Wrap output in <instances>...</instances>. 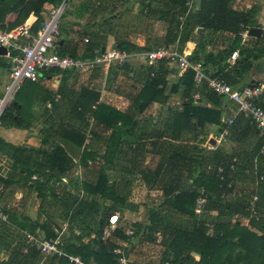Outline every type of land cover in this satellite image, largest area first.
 Instances as JSON below:
<instances>
[{
  "label": "crops",
  "instance_id": "obj_1",
  "mask_svg": "<svg viewBox=\"0 0 264 264\" xmlns=\"http://www.w3.org/2000/svg\"><path fill=\"white\" fill-rule=\"evenodd\" d=\"M187 3L188 0L180 11L173 0H83L81 3L73 0L69 8L66 5L68 10L60 21V36L56 41L55 52L81 57L90 48L93 58L102 52L117 50V41L128 42L144 51L134 52L136 57L122 68L111 64L96 65L91 70L79 72L59 69L41 71L38 80L23 81L12 92L0 120V211L7 216L6 221L0 219V264H56L57 257H43L28 247L26 236L45 239L46 234L50 235L51 229L57 227L61 233L62 249L63 245L72 243L77 237L87 243L93 239L100 220L109 210L119 215V223L125 222L133 227L147 226V210H166L160 204L163 192L168 187L178 191L195 188L191 177L177 179L178 174L173 175L168 168V158L180 142L154 137L155 133L164 132L168 119L170 124L174 116L183 113V105L194 91L193 87L184 83L177 86L178 79L185 74L179 75L175 67L165 65L168 74L163 77L165 84L158 87L162 93L157 100L141 112L133 100L148 79L147 67H157L159 64L149 65L146 53L156 46L165 45L164 38L156 40L148 36L143 23L149 20L155 23L154 26L163 37L170 32L177 34L178 39L171 47L185 54L188 60H191L195 48L199 47L198 59L206 64L207 73L214 75L218 72L215 61L205 60L208 55L217 56L233 45L237 34L230 30L203 27L200 19L208 18V14H201V1L194 2L190 11ZM228 3L231 11L244 13L259 25L254 27L262 31L259 38L264 35V0H229ZM50 8L45 6L43 20ZM90 15L93 22L88 25L92 20L89 19ZM179 18H182V22H179ZM16 19V13L8 15L4 26L14 23ZM35 21L36 17L30 14L23 22L30 26L31 35H34L31 26ZM82 30L89 36L90 40L85 38L88 46L83 42L84 39L81 41L79 32ZM245 31L249 30L238 33L241 44L253 50V53H256V49L261 50L263 42L256 41L259 38L249 35L247 39L242 38L241 33ZM23 42V39L19 41L20 44ZM9 54L17 55L11 51ZM240 60L237 58L232 63L227 59L228 68L224 71L232 69L227 78L230 83H236L232 87L227 85L233 90L262 87L259 104L264 107V54L257 61L251 60V69L248 71L241 72L239 64L238 68L233 69ZM10 68L7 54L0 56L1 96L8 92L12 83ZM57 94L61 95L59 101H55ZM195 95L198 100L194 98ZM195 95V105L216 108L211 96H201L200 92ZM16 97L26 109L24 114L27 119L23 121L24 124L29 121L27 128L17 127L12 120V116L17 117L14 108ZM224 98L221 121L225 128L222 133L217 131L216 126L206 124L199 127L193 123L190 132H182V136L188 135L192 139L185 144V149L186 155L191 157L196 166L193 177L199 173L210 174L214 163L212 152L220 151L237 156L242 168L251 165L249 172L238 170L235 188L245 194L259 190L260 194L264 185H254L250 181L254 182L258 177L251 172L254 167L258 175L261 174L259 168L264 171L263 161L259 163V168L256 161L258 156L264 154V133L257 129L251 119L237 113L236 103ZM87 99L94 101L87 103ZM97 104L113 108L137 123L118 145L116 153L108 157V165L105 164L104 156L110 131L101 132L97 127L99 135L93 147L92 144L89 146L91 148L84 147L85 132L92 128L93 122L90 108H95ZM228 119L233 120L231 125L226 124ZM68 131L83 136L81 146L68 140ZM212 140L214 145L210 143ZM57 147H60L63 159L53 163L44 153L49 155ZM86 150L93 156L85 158L86 165H83ZM104 165L107 169L106 183L111 188L107 200L85 188L86 184L96 187ZM150 198L154 200L150 202ZM234 199H229V202ZM83 204L87 207L83 208ZM236 214L241 218L238 222L240 225L251 227L249 219L236 210L230 216L220 215L216 221L227 220L233 224ZM148 241L146 236L134 237L133 243L122 249L128 264L151 263L153 251ZM121 242L124 241L120 240L117 248Z\"/></svg>",
  "mask_w": 264,
  "mask_h": 264
},
{
  "label": "trees",
  "instance_id": "obj_2",
  "mask_svg": "<svg viewBox=\"0 0 264 264\" xmlns=\"http://www.w3.org/2000/svg\"><path fill=\"white\" fill-rule=\"evenodd\" d=\"M61 1L62 0H0V30L9 32L19 27V25L21 26L27 17L32 14L36 17V21L31 26V30L33 31L31 33L35 35L43 24L42 13L45 6H58ZM186 2L187 0H173V3L179 7V11L185 7ZM228 2L229 0H203L200 3L201 14H208L206 15L208 18L200 19L201 23L204 24L202 25L203 27L205 26L212 30H230L237 34L233 45L228 49L222 51L217 56L208 55L206 58L205 62L215 61L219 67L218 72L214 75H209L207 73L205 70L206 64L204 65V63L200 62V59H198L199 47H196L193 51L190 62L192 64L201 63L204 74L209 79H217L232 87L235 86L236 83H230L227 78V75L230 74L232 69L229 70V72L227 70L224 71L228 68L227 59L233 52L237 51L238 58L241 60L234 65L233 69L238 68L239 64L241 72L250 70L251 60L257 61L264 54V35L256 39L257 42H263V48L261 50L256 49L254 50L256 53H253V50L244 47V45L241 44V37L238 33L241 30L259 27V25H257L255 21H252L248 15L240 11H231L228 7ZM12 13L17 14V19L14 23L5 27L6 18ZM164 39L165 45L162 46L169 47V45H174L178 37L176 33L173 34L170 32L164 36ZM85 45L88 46L87 43ZM158 47L161 46H156L154 48ZM116 49L126 53L144 51V49L125 41H117ZM90 51V48H88L81 57L73 56L72 58H79L82 60L89 59L93 56ZM57 54L64 56L59 53ZM158 63L157 67H147L149 73L148 79L145 80L142 89L133 98L140 112L151 102L157 100L162 93L158 87L165 84L163 77L168 74L165 67L167 64L164 61H159ZM176 72L178 74L177 70ZM184 74L185 75H182L178 79L177 86L184 83L187 84V86L193 87L194 91L189 95L190 99H186L183 105V113L174 116L170 124L168 119L167 127L164 132L155 133L154 137H165L168 140L180 142L173 151V155H170L168 158V168L173 175L176 173L178 174L177 179L183 176L191 177L195 188L189 191H178L168 187L163 192L162 202L160 204V206L166 208V210H163V212L159 210L155 211V209L147 210L149 221L148 225L146 224L147 226L133 227L125 222L118 223L117 228L112 232L108 240L104 242L102 240L103 228L107 224L108 218L114 214V210H109L104 218L100 220L99 227L95 231L93 239L89 240L87 243H83L81 239L77 237L72 243L66 246L63 245V249L60 246L66 255L79 257L84 264H119L117 261L118 257L114 254V250L117 248V244L120 240H127L125 236L126 229L128 227H133L134 237L139 236L140 238L141 236H146L147 239L149 233L150 236H154V233L160 230L163 235V243L161 246L165 248L163 255L171 260V264H264V194L262 195L264 189L260 191V194L259 190L257 191L258 202L256 208L261 215L260 223L249 220L251 222V227L248 228L240 225L238 222L232 224L227 220L221 222L216 221V218L220 217V215L222 217L230 216L235 210L237 213L247 216L248 213L246 212V208L251 192L246 194L242 193L241 197L230 202L229 199L231 198H223L222 193H231V191L227 189V184L232 181H237V176L242 169H244L243 172L245 170V172H249L251 165L242 168V164L237 156L215 151L212 152L214 163L210 168L211 173L208 175H201L199 173L196 177H193L196 166L192 163L191 157L186 155L187 150L185 149V144L192 139L188 138V135H185V137L182 136V132L184 130L190 132L192 128L191 123H193L199 127H203L206 124L216 126L218 128L217 131L222 133L225 127L223 125L224 123L221 121V110L225 105V96L222 97L214 94L208 89L206 82L196 85L194 81V72L192 70ZM198 86H200V89H197ZM197 92H200L201 96H211L217 109H208L195 105L193 96ZM92 101H94V99H87V103H91ZM15 102H17L14 106L17 117L15 118L12 116V120L17 127L27 128L29 121L27 120L25 124L23 121L27 119L24 114L26 109L23 107L22 101L18 100V97L15 98ZM89 113L91 119H93L91 128L93 136L91 147H93L95 139L99 135L97 127L100 128L101 132L110 131L109 137L106 139L107 149L104 156L105 164L108 165V157L110 158L116 153L118 145L125 136L132 132V128L137 125V123H135L131 117H127L117 110L102 104H97L95 108H90ZM151 134L153 133H149L148 135ZM81 136L73 131H68L67 133L68 140L76 143L78 146H81L83 143V136ZM258 151L259 148L257 153ZM44 155L46 157L48 156L47 158L53 163L57 159H63L60 147L55 148L49 155L47 153H44ZM92 156L93 155L86 150L83 155V165H86L85 160L87 158H92ZM250 157L252 158L251 154ZM233 159L237 161L236 164L232 163ZM261 160L263 161L262 166L264 170V154H261L258 156V159H256L258 168ZM232 165L234 166V171L231 170ZM104 167L105 168L100 171L96 187L94 188L86 184L85 188L93 194L99 193L103 200H107V193L111 188H109L106 183V165H104ZM219 168L223 170L222 174L218 173ZM239 169L240 171H238ZM259 172L264 176V171H261L260 168ZM261 174H257V176H262ZM258 185L261 187L264 185V177ZM200 190L204 191L206 194L207 204L204 213L197 217L194 215V206ZM110 193H112V191ZM82 207L85 208L87 205L83 204ZM206 225L212 226L211 233H209ZM46 236L45 239L54 237L52 233L50 235L46 234ZM148 240L152 241L151 238ZM55 259L57 261L56 264H68L66 257H57Z\"/></svg>",
  "mask_w": 264,
  "mask_h": 264
},
{
  "label": "built area",
  "instance_id": "obj_3",
  "mask_svg": "<svg viewBox=\"0 0 264 264\" xmlns=\"http://www.w3.org/2000/svg\"><path fill=\"white\" fill-rule=\"evenodd\" d=\"M202 0H188L187 9L192 10L193 3ZM68 0H62L58 6H52L46 18L43 20L41 29L35 34L31 35L29 33L30 26L24 23L20 27H17L9 32L0 30V47H4L7 50V58L10 65V76L12 79L11 86L4 95H0V120L5 109V106L11 99V94L14 92L23 81H36L39 78L41 71L50 69H59L62 71H84L91 70L96 65H106L115 64L118 67H123L129 60L136 57V54L120 52L118 50L105 51L97 56L89 59H75L69 56H60L55 52L56 41L60 36L59 22L62 15L65 12ZM179 22H182V18H179ZM241 36L243 39H247L248 32H242ZM23 39L22 44L19 41ZM87 43L88 40L84 39ZM16 52V56H12L9 52ZM147 63L149 65H154L159 61L166 62L167 65L175 67L179 75H182L190 70L194 72V81L196 85H200L202 82H206L208 89L214 94L219 96H225L228 100L236 103L238 105L237 113L251 119L257 129L264 133V109L259 105V99L262 94V87H246L242 90H232L227 84L217 79H209L204 74V69L201 63H191L187 59L185 54L179 53L173 47L161 46L150 50L145 55ZM238 52H233L229 61L234 62L238 58ZM61 95L57 94L55 96V101H59ZM199 99L197 95L194 97ZM121 109V108H117ZM233 123L232 119L226 121L227 125ZM92 133L89 128L85 132L84 147H89L92 142ZM234 164L237 163L233 159ZM91 165V163H88ZM231 170L234 171V166H231ZM253 173L257 175V170L254 167ZM218 173L222 174L223 170L218 169ZM263 180L262 176H258L257 179L250 181L254 185H258ZM235 182L232 181L227 184V189L231 193H222V197L225 199L239 198L242 193L235 188ZM258 202L257 192L251 193L246 212L247 218L249 220H254L255 222H261V215L258 213L256 204ZM207 196L204 191L200 190L199 195L196 198L194 206V215L201 216L206 208ZM7 216L0 211V219L6 221ZM120 221V217L114 214L108 218L107 224L104 226L102 231V240L106 242L111 236L112 232L117 228ZM241 218L239 215L233 216V222H239ZM209 233L212 232V226L206 225ZM54 237L43 239L39 236H26V244L28 247L35 249L41 256H57L66 257L68 264H84L79 257L66 255L60 248V236L61 233L57 227L51 229ZM125 236L127 240L121 242L119 247L114 250V254L117 255V261L119 264H128L127 260L123 256V248H127L129 243H133L134 229L133 227H128L125 231ZM154 238L157 244L161 245L163 243V235L160 230L154 233ZM164 264H171L170 261H166Z\"/></svg>",
  "mask_w": 264,
  "mask_h": 264
},
{
  "label": "rangeland",
  "instance_id": "obj_4",
  "mask_svg": "<svg viewBox=\"0 0 264 264\" xmlns=\"http://www.w3.org/2000/svg\"><path fill=\"white\" fill-rule=\"evenodd\" d=\"M72 1L73 0H70L69 2H68V4H67V6H68V8L70 7V4L72 3ZM74 1H77V3H81L83 0H74ZM67 6H66V9H65V12L64 13H66L67 12V10H68V8H67ZM64 15V14H63ZM62 15V16H63ZM92 18V15H90V18L89 19H91ZM62 19V18H61ZM61 19H60V21H61ZM93 22V18H92V20L89 22V24L88 25H91V23ZM94 22H95V19H94ZM142 21H139L138 23H141ZM59 24H60V22H59ZM143 25H144V28H145V30H147V32L149 33L148 34V36H150L151 38H154V39H156V40H159V39H161V38H164L162 35L163 34H161V31L159 30H157L156 29V27L154 26L155 25V23L154 22H152V21H146V22H144L143 23ZM147 28V29H146ZM80 33V36H81V41L83 40V39H85V38H88L89 39V36H86V35H88V34H86V32H84V30H82L81 32H79ZM164 33V32H163ZM162 36V37H161ZM90 40V39H89ZM83 42H84V40H83ZM85 43V42H84ZM88 43V42H87ZM86 44V43H85ZM169 46H171V45H169ZM151 200H154V199H152V198H150V202H151ZM124 217V216H123ZM152 239V241H148V244H150L151 246H152V251H153V260L152 261H150L151 263L150 264H164L166 261H170L171 262V260L168 258V257H165L164 255H163V253H164V251H165V248H163V246H161V245H159V244H157L156 242H155V238H154V236L153 235H151L150 236V233H149V235H148V239ZM148 249V248H147ZM150 249V248H149Z\"/></svg>",
  "mask_w": 264,
  "mask_h": 264
},
{
  "label": "water",
  "instance_id": "obj_5",
  "mask_svg": "<svg viewBox=\"0 0 264 264\" xmlns=\"http://www.w3.org/2000/svg\"><path fill=\"white\" fill-rule=\"evenodd\" d=\"M198 32H201V29L198 30ZM261 29L259 28H251L248 31V35L249 37H253V38H259L261 36ZM103 53V52H102ZM7 54V50L4 47H0V56H5ZM211 144L214 145V141H210Z\"/></svg>",
  "mask_w": 264,
  "mask_h": 264
}]
</instances>
